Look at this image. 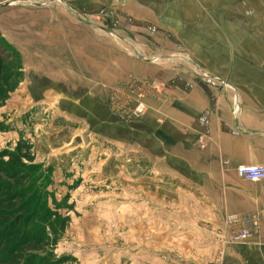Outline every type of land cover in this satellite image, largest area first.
Instances as JSON below:
<instances>
[{"label": "rangeland", "instance_id": "obj_1", "mask_svg": "<svg viewBox=\"0 0 264 264\" xmlns=\"http://www.w3.org/2000/svg\"><path fill=\"white\" fill-rule=\"evenodd\" d=\"M69 3L0 0V153L33 166L36 187L47 184L52 216L41 252L50 264H218L217 238L180 170L160 153L141 150L152 144L142 120L153 115L151 102L165 101L154 83L172 75L164 69L184 66L210 81L188 57L153 55V42L124 41L133 36L131 27L118 32L101 10ZM245 43L223 39L222 57H204L206 66L249 63ZM261 63V55L253 58ZM205 69L219 80L230 76ZM76 137L83 143L73 148Z\"/></svg>", "mask_w": 264, "mask_h": 264}, {"label": "crops", "instance_id": "obj_2", "mask_svg": "<svg viewBox=\"0 0 264 264\" xmlns=\"http://www.w3.org/2000/svg\"><path fill=\"white\" fill-rule=\"evenodd\" d=\"M217 1L70 0L68 6L101 10L107 23L118 26V32L122 26L131 27L133 36L122 37L124 41L153 42V55L168 56L167 60L188 57L203 73V68L230 73L223 77L227 81L220 79L223 88H216L184 66L164 69L172 75L158 76L154 83L163 90L165 101L151 102L153 115L142 120L143 132L152 144L141 150L160 153L170 168L180 170L184 183L194 191L189 195L197 200L209 233L217 238L218 264H264V181L253 183L235 174L240 165H264V0H232L226 7ZM225 29L229 32L224 33ZM223 39L246 42L249 63L209 69L204 57L221 58ZM165 46L171 50L162 52ZM260 55L262 63L253 64V58ZM231 91L240 101L238 118ZM198 137L206 141L203 150L195 146ZM231 216L254 217L258 236L228 242L226 219Z\"/></svg>", "mask_w": 264, "mask_h": 264}, {"label": "trees", "instance_id": "obj_3", "mask_svg": "<svg viewBox=\"0 0 264 264\" xmlns=\"http://www.w3.org/2000/svg\"><path fill=\"white\" fill-rule=\"evenodd\" d=\"M4 68L0 57V83ZM32 169L14 153H0V264H50L41 252L48 245L43 227L52 216L47 184L36 187Z\"/></svg>", "mask_w": 264, "mask_h": 264}, {"label": "built area", "instance_id": "obj_4", "mask_svg": "<svg viewBox=\"0 0 264 264\" xmlns=\"http://www.w3.org/2000/svg\"><path fill=\"white\" fill-rule=\"evenodd\" d=\"M204 76L210 82L221 84V81L215 77ZM237 97V96H236ZM235 97V98H236ZM144 108L139 105L136 108V113L142 114ZM196 148L203 150L206 147V141L203 137H198L195 141ZM223 166H227V161H222ZM235 174L238 178L245 181L258 183L264 181V165H240L235 168ZM230 227L227 241L230 243H239L250 240L258 236V224L254 217L240 218L238 216H231L226 219Z\"/></svg>", "mask_w": 264, "mask_h": 264}, {"label": "water", "instance_id": "obj_5", "mask_svg": "<svg viewBox=\"0 0 264 264\" xmlns=\"http://www.w3.org/2000/svg\"><path fill=\"white\" fill-rule=\"evenodd\" d=\"M203 74H205V73H203ZM205 75H207V74H205ZM207 76H208V77H212V76H209V75H207ZM233 92H234V90H233ZM235 93H236V92H235ZM236 96H237V95H236ZM82 143H83V141H82L81 137H76V138H74L73 141H72L73 148H76V147H78V146H81Z\"/></svg>", "mask_w": 264, "mask_h": 264}]
</instances>
